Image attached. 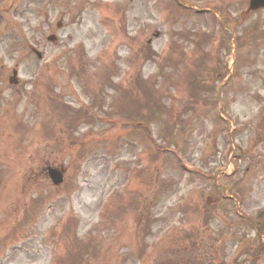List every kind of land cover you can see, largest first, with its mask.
<instances>
[{"label": "rangeland", "instance_id": "obj_1", "mask_svg": "<svg viewBox=\"0 0 264 264\" xmlns=\"http://www.w3.org/2000/svg\"><path fill=\"white\" fill-rule=\"evenodd\" d=\"M179 1L0 0V264H264V8Z\"/></svg>", "mask_w": 264, "mask_h": 264}, {"label": "water", "instance_id": "obj_2", "mask_svg": "<svg viewBox=\"0 0 264 264\" xmlns=\"http://www.w3.org/2000/svg\"><path fill=\"white\" fill-rule=\"evenodd\" d=\"M258 7H264V0H249L250 9H256ZM58 25H60V23ZM48 39L55 40V36L50 35ZM13 73L15 74V71H13ZM48 174L53 183L58 184L62 181V174L58 169L48 168Z\"/></svg>", "mask_w": 264, "mask_h": 264}, {"label": "trees", "instance_id": "obj_3", "mask_svg": "<svg viewBox=\"0 0 264 264\" xmlns=\"http://www.w3.org/2000/svg\"><path fill=\"white\" fill-rule=\"evenodd\" d=\"M146 100H148V99H150L149 97H148V99L147 98H145ZM133 108V107H132ZM134 109V108H133ZM135 110V109H134ZM136 112H137V114L140 116V117H142L143 115L142 114H140L139 112H138V110H137V108H136V110H135Z\"/></svg>", "mask_w": 264, "mask_h": 264}]
</instances>
